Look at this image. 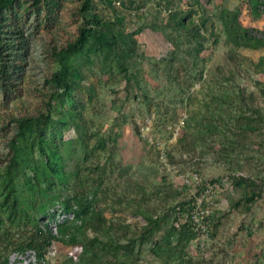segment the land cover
Returning a JSON list of instances; mask_svg holds the SVG:
<instances>
[{
	"label": "rangeland",
	"instance_id": "1",
	"mask_svg": "<svg viewBox=\"0 0 264 264\" xmlns=\"http://www.w3.org/2000/svg\"><path fill=\"white\" fill-rule=\"evenodd\" d=\"M249 1L2 10L18 88L0 90V264H264V0Z\"/></svg>",
	"mask_w": 264,
	"mask_h": 264
},
{
	"label": "trees",
	"instance_id": "2",
	"mask_svg": "<svg viewBox=\"0 0 264 264\" xmlns=\"http://www.w3.org/2000/svg\"><path fill=\"white\" fill-rule=\"evenodd\" d=\"M16 0H0V24L1 21V12L3 9L7 8L8 6L12 5ZM253 0L249 1V6L254 8ZM264 6V2H263ZM80 41V38H77L76 43ZM1 59V58H0ZM13 65L12 63H9L8 61H1L0 60V90L3 95H7L10 91L16 90L18 88V81L16 78H13ZM208 183H212L214 185H219L220 182L217 181H210ZM187 205L189 206V209L191 208L190 203L188 202ZM75 207L70 206L68 210H70L75 217H79L84 213L85 204L82 203L80 200H77L74 204ZM41 236L43 238V245H39V248L41 250L44 249V247L47 245L48 241L55 239V234L48 232V231H41ZM35 239V238H34ZM37 240H30L28 243V246H33V243H36Z\"/></svg>",
	"mask_w": 264,
	"mask_h": 264
},
{
	"label": "built area",
	"instance_id": "3",
	"mask_svg": "<svg viewBox=\"0 0 264 264\" xmlns=\"http://www.w3.org/2000/svg\"><path fill=\"white\" fill-rule=\"evenodd\" d=\"M192 177H193V180L196 182V184L198 186H202L203 185V183L200 181V177L198 176L197 173H194L192 175ZM204 191H205L204 193L206 195H208V194L210 195V194L214 193V191H215V185L212 184V183H206L204 185ZM196 209L197 208L192 207V209L190 211V220L193 223V225H195V228H200V224H199L198 219H197V216L195 214L196 213Z\"/></svg>",
	"mask_w": 264,
	"mask_h": 264
}]
</instances>
